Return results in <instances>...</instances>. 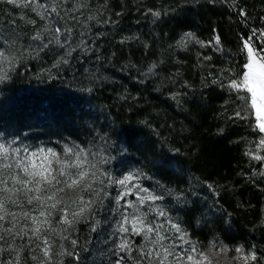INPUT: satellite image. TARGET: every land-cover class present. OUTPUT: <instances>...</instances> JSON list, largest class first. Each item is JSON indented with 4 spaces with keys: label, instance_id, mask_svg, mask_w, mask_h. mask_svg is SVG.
Segmentation results:
<instances>
[{
    "label": "trees",
    "instance_id": "trees-1",
    "mask_svg": "<svg viewBox=\"0 0 264 264\" xmlns=\"http://www.w3.org/2000/svg\"><path fill=\"white\" fill-rule=\"evenodd\" d=\"M85 1V22L64 32L78 51L54 67L55 54L41 53L0 83V133L54 143L63 160L65 146L113 152L114 161L121 148L168 187L202 196L191 193L183 214L196 237L245 240L264 255L263 163L245 152L257 126L231 86L240 84L243 41L264 44V0ZM183 34L199 43L217 38L218 47L182 48ZM83 41L98 57L79 56ZM86 180L44 204L28 203L32 192L9 195L0 264H111L113 199L106 183Z\"/></svg>",
    "mask_w": 264,
    "mask_h": 264
},
{
    "label": "rangeland",
    "instance_id": "rangeland-1",
    "mask_svg": "<svg viewBox=\"0 0 264 264\" xmlns=\"http://www.w3.org/2000/svg\"><path fill=\"white\" fill-rule=\"evenodd\" d=\"M84 1L31 0L29 2V0H17L16 3H11L9 0H0V15H2L0 17V83L7 82L10 79V72L20 65H29L31 62L39 61L36 57L41 53L55 54V59L49 65L54 67L66 62L63 61L65 55L72 51H78V47L73 48L75 45H72V43L77 44L74 37H72L73 41L70 39L72 41L70 42L66 39L68 36H65L64 32H66L68 24L79 25V23L85 22L86 6L91 3L85 1L83 4ZM22 25L27 35L21 32ZM179 39V42L184 44L182 48L188 42L203 49L216 50L218 47L217 38L199 43L193 37L183 34ZM87 44L84 41L79 44V52H81L79 56L84 54L93 60L98 57L99 52L95 49L94 43L89 46ZM56 49L58 52H55ZM67 64L69 65V63ZM44 68L43 66L40 69ZM87 80L94 79L89 77ZM234 89L233 93L237 94L241 101H244V91ZM246 111L248 112V110ZM255 123L257 127L252 131L258 133H255L252 140L246 144L245 152H247L248 158L262 161V171L264 172V133L258 131V124L256 121ZM0 143L8 148L7 156L0 150V177L9 178L7 187H12V181L9 170L3 165L11 162L14 158L13 149H19L20 154L23 155L36 152L40 148H44L47 152V149L51 148L60 156L54 143L29 142L26 137L12 133H0ZM73 152L81 154L82 166L89 173L87 177L79 181L87 182L86 179L89 178L92 183L94 181L92 172L95 171L97 176L102 173V178L99 176V179L108 185V190L112 194L106 196L113 199L112 212L109 217L112 220L110 232L111 237L112 232L114 234L115 248L112 251L111 264H194V262L195 264H264V255L258 247L248 244L245 240L240 239L228 243L216 239L215 234H210L208 241H202L200 237H196L183 214L191 208L189 200L191 193L193 199L198 201L202 200V196L191 192L187 187L180 189L168 187L158 178L147 173L145 169L139 167L137 163L126 158L123 149H119V161H114L113 158L116 154L113 152L111 154L109 151H105L103 154L97 152V149L91 151L90 148L84 146H78ZM67 155H65L66 160H70L73 156L72 153ZM257 157L260 158L257 159ZM48 159L52 158L49 156ZM54 162L53 160L52 164ZM69 170L73 174L77 171L68 168V170L65 169V172L69 173ZM16 171L19 173L18 169ZM252 173L254 174V172ZM129 176L132 179L128 180L125 185L118 184L119 180ZM73 178H75L74 175ZM61 179L66 180L68 177L64 176ZM32 193L36 195L35 192ZM15 194H19L21 197L26 196L23 190L12 193L0 191V197L16 196ZM121 196L123 198H120ZM147 196H155L159 199H144L141 202V198ZM133 223L138 229H142L140 234L133 231ZM199 226L200 224L196 221L194 227ZM121 228H127L128 231H121ZM149 228L152 231H147ZM125 240L128 241L130 247L121 249L120 244ZM236 249L241 251L237 252ZM253 255L255 259L252 258ZM188 256H192L193 260L189 261Z\"/></svg>",
    "mask_w": 264,
    "mask_h": 264
},
{
    "label": "snow or ice",
    "instance_id": "snow-or-ice-1",
    "mask_svg": "<svg viewBox=\"0 0 264 264\" xmlns=\"http://www.w3.org/2000/svg\"><path fill=\"white\" fill-rule=\"evenodd\" d=\"M11 3H16L17 0H9ZM31 2V0H29ZM261 36H264V32H261ZM243 48L246 49L245 55L246 60L241 68V78L240 84L238 85L235 80L232 81L231 86L236 89H242L245 93L243 99L244 103L247 105V110L250 115L255 118V121L258 124V131L264 133V44H262L259 48L253 49L249 40L243 41ZM0 150L3 151L5 156L8 154V148L5 147L4 144L0 143ZM65 153H72L73 156L70 160L61 159L54 149H47V152L44 148H40L36 152H32L30 154H20L19 149H13L14 158L9 163H5L3 165L4 168L8 169L10 172V179L12 181V187H7L8 179L5 177H0V191L4 193H12L19 192L23 190L25 194L35 192L36 195L28 197V203H32L36 201L40 204L46 203L47 200H52L56 196L57 192H63L64 188H71L77 185L79 180H82L84 177L89 175L88 171L82 166L83 160L80 153H74L72 148L65 146ZM52 159L49 160L48 157ZM260 157H257L259 159ZM55 161L57 165H59L58 169L52 168V161ZM74 160V162H71ZM90 167H95L94 165H89ZM72 168L77 171L72 173H66L65 169ZM19 170L17 173L16 170ZM53 171H55V175H53ZM22 173V175H21ZM73 175L75 178H73ZM92 179L98 183H103V180H100L97 176L96 172H92ZM67 176L68 179L62 180L61 177ZM132 177H125L118 181L119 185H125L128 180H131ZM19 185V187H16ZM31 185V187H30ZM43 186V187H42ZM85 188L88 191H93L92 184L88 183L85 185ZM147 191V190H143ZM50 193V194H49ZM120 198H123L122 196ZM144 199L148 200H156L159 197L155 196H147L141 198V202ZM9 200L8 196L0 197V220L4 219V216L7 215L6 210V202ZM16 203V201H12ZM60 201H56L59 203ZM56 203L50 205L51 208L56 207ZM91 202H85V206L80 208V212H74L73 217L79 216L86 210V205ZM63 211V209H61ZM163 214V213H161ZM14 215V214H13ZM27 215V214H25ZM41 215H44V212H41ZM36 218H33L35 221ZM65 222L71 224L73 221L65 218ZM179 231V229L177 228ZM11 231V230H9ZM37 232L40 231L39 228L36 229ZM121 231L127 232V228H121ZM133 231L136 234H140L142 229H138L133 223ZM147 231H152L149 228ZM3 237L0 236V239ZM158 242V241H157ZM76 243L75 240L72 241L74 245ZM47 244V241H45ZM130 247L128 241H122L120 244L121 249H125ZM48 248L44 249V254L48 255ZM237 252H240V249H236ZM65 254V253H61ZM71 254V253H67ZM255 259V256L252 257ZM187 259L189 261L193 260L192 256H188ZM195 264V262H194Z\"/></svg>",
    "mask_w": 264,
    "mask_h": 264
}]
</instances>
